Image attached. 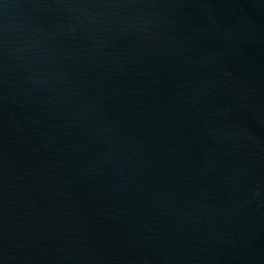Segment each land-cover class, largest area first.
Returning <instances> with one entry per match:
<instances>
[{
	"label": "water",
	"instance_id": "1",
	"mask_svg": "<svg viewBox=\"0 0 264 264\" xmlns=\"http://www.w3.org/2000/svg\"><path fill=\"white\" fill-rule=\"evenodd\" d=\"M0 264H264V0H0Z\"/></svg>",
	"mask_w": 264,
	"mask_h": 264
}]
</instances>
